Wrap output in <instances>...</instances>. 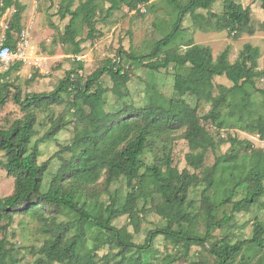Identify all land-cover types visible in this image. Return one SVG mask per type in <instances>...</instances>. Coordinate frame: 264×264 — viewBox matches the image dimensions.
Segmentation results:
<instances>
[{"label": "trees", "instance_id": "16d2710c", "mask_svg": "<svg viewBox=\"0 0 264 264\" xmlns=\"http://www.w3.org/2000/svg\"><path fill=\"white\" fill-rule=\"evenodd\" d=\"M79 4L72 9L73 0L62 2L58 8L59 16L69 17L60 34L62 44L69 43L72 52L77 55L82 50V39H76L80 27L78 23L88 28L87 37L97 33L96 15L104 12L109 16L114 10L126 3L131 7L145 4L148 0H78ZM216 0H186L183 4L178 0H167L176 11L172 29L153 44L147 54H132L122 48L118 49L115 58H106L105 62L89 74L83 82L77 75V70H69L58 85L49 92L29 93L22 98L15 88L12 99L24 111L22 117L13 119L6 126H0V166L13 177V191L0 197V231L5 230L16 214L24 213L40 217L43 220L42 232L45 239L36 250L39 255L36 264H94L93 250L84 246L86 228L97 227L108 233V244L119 249L121 255L117 264H147L140 256L132 252L146 254L152 240L158 234L166 238L182 242L187 248L189 244H197L213 255V264H233L235 257L241 256V263L255 255L245 252L252 248L254 252L264 247V225L255 223V229L250 238L235 242L220 239L211 242L208 248L204 243L211 237L215 228H220L232 219L236 211L248 210L264 195V148L246 138L237 136V129L229 127L228 123L236 115L234 126L243 121L245 114L251 113L252 92L255 90L264 98V89L255 87L256 78H264V68L257 69L259 56L258 47L245 43L234 62L229 61V50L225 48L215 58L211 48L203 44L189 41L183 52L169 50L176 36L182 32L180 24L187 13L197 19L196 9L210 10ZM264 9V0H257ZM108 7L103 10V3ZM14 8L9 20L6 43L13 45L20 35V21L23 5L16 0H0V14L8 8ZM222 14L212 13L215 20H209L208 27L216 31L227 30L238 36L249 29L250 14L248 8H243L237 0H223ZM18 32L16 36L15 33ZM161 57H157L158 54ZM156 57V58H155ZM131 61L135 66H143L157 71L173 64L175 96L165 102L158 103L148 95L142 105L123 104L113 111L106 106L108 89L102 84L104 74H108L113 82L112 90L123 98V87L129 80ZM146 61V62H145ZM82 69L83 62L76 61ZM22 62H14L5 71L0 72V105L5 101L8 83L3 78L12 69L21 67ZM127 65L124 69V66ZM74 73V74H73ZM225 76L231 87L221 84L214 85V76ZM12 85V84H11ZM241 92L240 101H229L235 92ZM70 97V105L74 116L84 125L80 136L64 149L70 152L63 159L57 171L44 188V179L49 175L50 160L39 163V142L32 141L35 135V108L48 106L55 101H62V95ZM185 96L193 97L197 102H209L211 109L199 118L196 106H192ZM227 109V112H226ZM225 112V113H224ZM212 121L215 131L211 133L200 120ZM60 121L53 123L44 138H51L61 127ZM248 132L255 133L264 140V115L253 116L245 125L240 126ZM183 129V138L188 142L190 151L185 155L187 165L192 168L201 167L205 152L215 149L216 145L227 143L230 151L217 156L211 166L203 168L200 181L202 188V207L204 210L205 232L201 235L195 229L198 214H191V207L186 200L189 188L195 183L196 176L188 170H178L173 166L170 145L174 134ZM222 133L224 134L222 136ZM151 142L159 143L169 148L162 152L158 161L145 163V151ZM240 150L252 154L254 162L250 165L242 180L230 181V195L217 203L209 193L216 177V170L221 162H233ZM164 168V169H163ZM104 175L103 184L109 188L117 181L124 182L127 191L122 194L118 189L109 193L108 202L95 201L91 209L83 197ZM232 175V174H231ZM243 185L244 195L232 204L231 195L235 188ZM119 191V192H118ZM155 193L159 200L153 205L155 212L166 222L163 228L149 230L143 244L126 241L112 221L122 214L129 218L136 217L137 210L147 206L146 196ZM141 203V204H140ZM140 205V206H139ZM230 210L227 213L226 208ZM63 209L74 217L65 222H56L49 218L50 210ZM44 209H47L44 212ZM4 222V223H3ZM75 230L73 235H69ZM145 258L147 256L145 255ZM247 258V259H246ZM0 264H17L13 247L7 246L5 238L0 239ZM208 264V263H206Z\"/></svg>", "mask_w": 264, "mask_h": 264}, {"label": "rangeland", "instance_id": "374dc122", "mask_svg": "<svg viewBox=\"0 0 264 264\" xmlns=\"http://www.w3.org/2000/svg\"><path fill=\"white\" fill-rule=\"evenodd\" d=\"M16 1L24 6L21 12L20 31L25 30L27 32L29 45L35 51V56L39 58V63L37 65L32 62L23 63L20 68L12 69L3 78V81L8 83L9 86L5 94V101L0 105V126H6L13 119L22 117L24 113L21 107L12 99L15 88L19 90L22 98L29 93L49 92L58 85L69 70H77V75L81 76L80 79L84 82L89 74L105 62L106 58H115L120 48L136 55L147 54L152 49L155 41L164 37L172 29L176 16L175 9L167 0H148L147 3L138 4L136 7L124 3L109 16L106 15L105 11L98 12L95 17L97 33L93 37H87V26L78 23L80 30L76 39L83 40L81 43L82 50L74 55L72 46L69 43L62 44L59 40L69 17L62 19L57 11L61 3L67 0ZM178 1L182 4L186 2V0ZM237 2L243 8L249 10V29L238 36H234L226 29L216 31L212 27H208L209 20L214 21L216 18L212 13L222 14L224 11L223 0H216L210 10L196 9L195 13L200 15L197 19L190 13L184 16L180 24L182 32L175 37L174 43L168 46L169 50L181 53L186 48V44L191 41L195 44L209 46L214 58L225 48H228L229 61L234 62L243 45L249 43L258 47L257 69H263L264 9L257 0H237ZM78 4V0H73L71 8H76ZM108 5V2H104L103 10ZM4 12H8L11 17L14 8H8ZM17 34L18 32L14 36ZM161 54L160 52L157 57H161ZM77 57L79 58L77 59ZM76 61L83 62L82 69L78 68ZM128 64L130 65L129 80L123 87L122 93L125 94L123 98L113 92V82L109 75L104 74L102 76L101 82L108 89L105 97L108 109L116 111L121 105L128 103L142 105L147 100L148 95L158 103L165 102L168 104L169 99L175 96L173 86L176 68L173 64L157 71L143 66L137 67L131 61ZM9 65L12 64L0 63V72L5 71ZM126 67L128 66L125 65L124 69ZM212 82L214 85L221 84L225 87H231L232 85L223 75L214 76ZM255 87L264 89V78H256ZM250 90L252 99H254L251 113L245 114L243 121L237 126H234L237 115L228 123L229 127L237 129V136L242 139L254 137L256 134L248 132L240 126L245 125L253 116L264 115V98L255 90ZM241 94V92L236 91L235 95L230 96L228 99L238 103ZM62 98V101H55L48 106H40L34 109L37 120L32 141L42 139L39 142L40 157L38 162L50 160V173L44 179V188L47 187L49 180L57 171L63 159L68 158L70 152L64 148L73 141L74 137L80 136L83 132L82 126L84 123H81L74 116L70 105V97L63 94ZM185 99L190 105L196 106L199 118L204 117L211 109L209 102H197L191 96H185ZM56 121H60V129L51 138L43 139L45 133L53 127V123ZM211 122L200 120V123L204 124L207 130L214 133L215 127ZM182 134L183 129L176 132L174 139L168 145H170L173 166H176L178 170H188L190 174L196 176L195 183L189 188L186 198L192 206L187 207L186 210H189L191 214H198L195 220V229L203 235L205 232L204 210L201 203L203 183L200 181L203 168L211 166L217 156L223 155L226 151L229 152L230 149H228L229 145L227 143L216 145L213 150L209 148L204 154L201 167L195 169L187 165L185 155L190 149ZM168 145L162 146L159 143L151 142L145 151V163L158 161L162 152L169 148ZM261 161L264 162V158ZM253 162L252 154L245 150H240L233 162H221L218 165L215 181L209 192L212 194V200L217 203L222 198L229 196L230 186H232L230 181L240 182ZM103 181L104 175L81 200V202L85 201L87 203V208L91 209L95 201L107 203L109 193H112L115 189H118L122 194L127 191L124 182L120 180L108 189L105 188ZM13 188V177L8 175L0 166V197L9 195ZM234 190L235 193L231 195L230 204L244 195L242 184ZM146 200L147 206L145 209L137 210V215L133 219L129 218L127 214H122L112 221V224L120 230L121 236L126 241L141 245L145 242L149 230L163 228L166 224L164 218L157 214L153 208V205L161 200L159 196L155 193L148 194ZM229 210L230 206L225 209L227 213ZM46 211L47 209H44V212ZM47 215L56 222H65L74 217L72 213L60 208L48 211ZM256 222L264 225V195L248 210L236 211L232 219L227 221L225 225L215 228L204 245L208 248L211 242L220 239L235 242L250 238ZM42 223L43 220L40 217L20 213L13 216L12 222L5 230L0 231V239L5 238L7 246L13 247L17 264L37 263L39 255L36 250L45 239L41 228ZM86 229L84 246L86 249L94 248V264H117L121 255H118L119 249L117 247L108 244V233L99 230L97 227ZM74 232L75 230H71L69 235H73ZM151 244L146 254L139 253L136 250L132 254L135 257L140 256L141 260H145L147 264H213L216 262L215 257L200 245L192 243L185 248L182 242L176 243L174 239L166 238L164 234H158ZM245 252L255 255L252 260L246 258L248 260L245 261L246 264H264V247L256 252L252 248H246ZM145 255L147 258H145ZM241 261V256L238 254L233 264H243Z\"/></svg>", "mask_w": 264, "mask_h": 264}, {"label": "built area", "instance_id": "2783aa9c", "mask_svg": "<svg viewBox=\"0 0 264 264\" xmlns=\"http://www.w3.org/2000/svg\"><path fill=\"white\" fill-rule=\"evenodd\" d=\"M8 12H4L0 16V63L1 64H13L14 62H32L37 65L39 58L34 54H29V41L28 35L25 30H21L20 35L15 39L13 45L6 43L7 30L9 28ZM79 57H77L78 59ZM224 134L222 133V136ZM254 146H261L264 148V140H261L256 134L254 137H247Z\"/></svg>", "mask_w": 264, "mask_h": 264}, {"label": "crops", "instance_id": "0c3cea01", "mask_svg": "<svg viewBox=\"0 0 264 264\" xmlns=\"http://www.w3.org/2000/svg\"><path fill=\"white\" fill-rule=\"evenodd\" d=\"M28 50H29V54H34L35 53V51L33 50L32 46H30V45H29Z\"/></svg>", "mask_w": 264, "mask_h": 264}]
</instances>
